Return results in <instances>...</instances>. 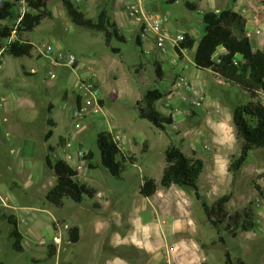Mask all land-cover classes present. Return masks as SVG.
I'll use <instances>...</instances> for the list:
<instances>
[{"label":"rangeland","instance_id":"374dc122","mask_svg":"<svg viewBox=\"0 0 264 264\" xmlns=\"http://www.w3.org/2000/svg\"><path fill=\"white\" fill-rule=\"evenodd\" d=\"M71 1L94 20L97 19L101 9H107L113 21L117 22V18L119 19L122 25L120 33L124 35L127 42L114 38L108 46L103 33L74 25L63 0H49L48 8L52 11L53 18L45 20L33 32L23 35L24 40L31 41L36 46L33 57L18 59L11 55L0 54V154L7 155L5 159L0 158V171L7 174L12 172L10 169L12 166L8 161L16 155L12 153V150L18 151L22 142L36 140V137L49 129L43 124V118L49 115L46 101L43 100L40 103L38 111L28 107L27 110L20 109L16 112V100L1 87V82L11 78L9 86L19 89L23 85L33 86L35 82L50 81V71H53L54 83L64 86L72 95L79 92V81L82 79L93 81L100 89L102 110L97 114L89 115L86 119L75 120L80 123L81 130L75 128L76 122L73 119L72 122L70 120L72 128L78 130L82 136L81 154L74 155L72 161L74 168H71L78 173L77 180L95 189L97 193L94 199L78 203L76 198L66 192L57 199H47L55 210L41 208L28 211L33 213V217L31 216L28 220L22 219L19 229L25 237V242H31L32 246L39 249L36 251L28 248L24 253H16L11 247L13 240L9 238L13 226L5 216L14 214L19 217L20 207L40 205L43 189L39 185L31 187L27 193H24V190L16 191L15 205L5 209L7 211L0 210V259H4V264H103L104 259L120 255L131 264H147L148 256L142 250L144 248H135L128 242L117 243L115 240V237L120 235L127 241L140 230L138 228L141 222L138 218H143L149 219L151 224L153 219L198 221V239L204 244L206 252L215 250L217 257L228 252L235 264H242L237 261L240 258L244 260L243 264H264V195L260 194L255 186L256 183L261 187L264 186V178H260V175L264 174V149L252 151L239 173L236 176L231 174L228 170L230 160L233 156H238L241 151L234 120L229 144L220 149L217 148L208 141L207 134H215L209 121L197 114L198 110L193 109L190 104L183 103L181 93L185 94L184 91L176 93L172 90V86L181 74L206 96L202 106L204 109L213 111L216 107L214 102H217L215 111L219 109L220 112L214 111V114L221 115L225 111L228 116L232 112V117L235 106L247 104L252 100L249 92L219 77L220 75L215 78L214 72L197 69L195 49L189 51L187 59H181L175 67H172L166 56L161 55L155 45L147 41L144 42V47H147L150 54L145 55L142 46L137 42L138 25L130 19L127 11L131 0ZM242 1L248 4L245 14L250 20H264L263 1ZM199 4V11L191 12L184 0L173 4H168L166 0H159L154 13L166 14L170 20L178 22L179 30H185L200 39L206 30L203 14L210 11H224L233 4L231 0H202ZM122 10L128 26L124 25L121 16L118 15ZM27 11L25 2L18 4L13 8V18L0 26L13 27ZM252 40L255 48H263L264 35L261 37L256 35ZM43 44H51L57 52L71 51L78 58L76 69L65 65L52 68L49 61L41 59L37 52ZM112 48H118L121 52L116 54ZM219 52H224L223 48H219L216 59L220 56ZM159 58L165 60V69L164 64L162 65L164 74L161 79L158 78L155 70V62L161 61ZM169 66L170 68L167 69ZM177 69L181 73H178ZM24 70L29 72L35 70L36 74L24 75ZM155 88L160 89L164 94V98L156 102L157 110L164 117L172 115L175 119L173 125L166 126L165 131L140 117L138 102L143 105L146 93ZM115 90L117 94L113 93ZM260 99L264 101V96L260 95ZM51 102L59 109L64 101L60 95L55 94ZM53 131L52 143H56L59 136L64 135L65 128L59 126ZM104 131L114 135L126 156L121 178L115 177L102 164V152L98 147L97 137ZM199 131L207 135L203 139V147L207 152L205 156L207 168L198 180L202 198L211 204L216 198L232 192L233 197L227 206L230 222L242 220L245 211L249 209L256 215L257 227L254 231H239L236 234L225 231L223 233L225 243L220 241L218 231L206 219L202 205L195 198L193 191L184 190L177 185L166 188L161 184L171 168L165 160L168 147L175 145L181 148L184 154L197 157L195 143L196 139L198 140L197 132ZM200 138L202 140L201 136ZM92 150L95 152L92 162L98 167L94 171L89 169V160H87ZM41 158L42 156L37 154L30 160L39 163ZM25 159L21 158V165L12 167L15 172L31 164ZM7 174L6 177L9 176ZM148 179H154L159 185L157 193L151 198L143 196L142 191ZM25 181L26 179H18L20 184H24ZM178 195L180 197L176 200ZM180 201L183 207L180 206ZM161 206L163 209L160 208ZM75 216L83 224L86 223L88 228L83 233L82 242L78 244H72L69 241V228L64 227L65 224L69 227L78 224ZM56 218L58 219L54 223L57 222V228L62 227L57 233L53 227V220ZM133 218L137 219L134 221ZM96 228L100 230L95 232ZM57 235L62 237L59 247L61 262L57 260L56 255L50 258L48 254L50 247L54 245L53 239ZM43 240L49 244L41 245ZM67 254L68 259H66ZM33 258L35 261L32 260ZM129 262L126 261L127 264Z\"/></svg>","mask_w":264,"mask_h":264},{"label":"trees","instance_id":"16d2710c","mask_svg":"<svg viewBox=\"0 0 264 264\" xmlns=\"http://www.w3.org/2000/svg\"><path fill=\"white\" fill-rule=\"evenodd\" d=\"M182 0H167L168 4H173ZM186 7L191 11H199L202 0H184ZM235 5L238 0H231ZM264 2V0H261ZM25 2L28 11L21 16L22 20L13 27L9 25L0 26V51L5 54L17 57H33L36 46L33 42L24 40L23 35L33 32L47 19L53 18L49 7V0H0V24L13 18V8ZM67 13L78 28L100 32L105 35L108 46L112 40L118 39L127 42V39L120 33L119 25L113 21L107 9H101L98 17L94 20L78 9L71 0H63ZM203 23L206 25L205 34L200 39L184 33V40L176 47V51L184 58L181 51H195V64L197 69L202 71H212L228 82L239 85L249 92L252 100L247 104L237 105L233 110V120L236 128L237 139L241 144L240 154L233 156L230 160L228 170L236 176L248 160L252 151L264 149V101L260 99L264 93V47L255 48L252 40L247 36L248 19L235 8L229 7L224 11H210L203 14ZM16 33V38L12 37ZM137 42L142 46L141 39ZM6 43V44H5ZM223 48L224 55L216 59L218 49ZM116 54L121 50L112 48ZM163 62H155V70L158 78H163ZM164 98L163 92L158 89L149 90L143 100V105L138 102L140 117L152 123L159 129L166 130V126L173 125L175 119L172 115L164 117L156 108V102ZM103 104V102H100ZM81 106V98L77 102V107ZM98 147L102 152V164L111 171L115 177L121 178L126 156L121 151L113 134L106 131L99 133L97 137ZM95 154L89 152L87 157L89 169L94 171L98 167L92 161ZM121 157V159H119ZM166 162L171 166L168 175L163 178V187L170 188L173 185L180 186L184 190L193 191L195 198L201 203L205 212V217L209 223L216 228L221 242L225 243L223 233L236 234L239 231L251 232L257 227L255 213L249 209L245 211L243 219L237 222L229 221L227 206L233 197V193H227L208 204L203 198L198 187V180L202 176L205 163L195 156L191 157L183 153L182 149L175 145H170L166 151ZM132 162V160H131ZM47 164L56 170L58 185L50 192L48 199L54 200L69 192L78 203L95 198L97 191L88 187L87 184L76 179L77 172L64 160H56L52 163L50 158ZM264 178V174L260 175ZM257 191L264 195V186L255 184ZM159 185L154 179H148L142 188L143 196L151 198L157 193ZM5 218L13 226L9 238L13 240L12 249L16 253L24 252L23 234L19 230V222L14 214L6 215ZM57 222L54 227L57 229ZM226 228L224 229V226ZM69 241L78 244L81 240L80 227L78 225L69 227ZM57 250L52 245L49 249V257L53 258ZM229 257V255H227ZM241 263V261H240ZM243 264V263H242Z\"/></svg>","mask_w":264,"mask_h":264},{"label":"crops","instance_id":"0c3cea01","mask_svg":"<svg viewBox=\"0 0 264 264\" xmlns=\"http://www.w3.org/2000/svg\"><path fill=\"white\" fill-rule=\"evenodd\" d=\"M232 6L235 8V10L239 11L243 16L248 19V32L257 31L259 29L261 30V35H264V20H250L245 14V10L248 7V4L245 1L238 0V2ZM150 9L151 12H154L157 9V2L152 3ZM118 15L121 16V20L123 21L124 25L128 26L124 20L123 10L119 12ZM117 22L120 29L122 25L118 18ZM168 27L170 28L169 30H171L175 34L185 33L194 36L193 34L186 32L185 30H179L177 21L170 20ZM261 35L258 36L261 37ZM0 52V54H5L4 51ZM224 54L225 51L219 52V55L221 56ZM40 58L44 59L42 57ZM50 62L51 61H49V64L52 68L55 69L59 67H55ZM162 62L164 64L163 67L165 69V62ZM169 68L170 66L167 67V69ZM176 71H178V73H181L178 69ZM208 71L210 73L212 72L210 70ZM23 74L33 75L36 74V71L32 70L29 72L24 70ZM213 75L215 78H218L219 76L217 74ZM10 80L11 78H6L5 80H3L1 82V87L5 89L9 95L11 94V97H13L14 100H16V112H18L20 109L27 110L28 107L34 108L35 111H38L40 103L43 100L46 101L49 111V115L43 118V124L46 125L49 129H46L41 136L36 137V140L33 139L22 142V145L20 146L18 151L15 152L14 149L12 150V153H15L16 155L12 156V158H9L8 160L11 166L15 168L17 165L22 164V162H20L21 158H26L29 162H31V164H28L27 168L22 169L21 171L18 170L17 172H15L13 170L14 168H12L11 166L10 169L12 172L8 174L6 172L0 171V210L7 211L5 209L12 207L13 204L15 205L16 200L14 198V193L16 191L24 190L23 192L27 193V191L31 187H36L39 185L42 186L43 191L41 194L40 205L34 207L28 205L20 207L19 210L21 212H19V217H17L20 227V221L22 219L28 220L31 216L33 217V213L28 211H35L41 208H51L55 210L51 206L50 200L47 199L49 193L53 192V190L58 185V176L56 174V170L47 164V159L50 158L52 163L56 160H64L70 165V167L74 168V166L72 165V161L74 155L81 154L80 143L82 136L79 134L78 130L72 128L71 124L72 118L74 117L75 110L77 107L76 100H78L79 98V96L77 97L78 93L72 95L64 86L57 83L55 84V74L53 71H50V81L46 80L45 82H35L33 86L23 85L19 89L9 86V83H11ZM55 94L60 95L64 101L59 109H57L53 102H51V100L53 99V95ZM214 103H216L215 106L217 107L218 103ZM216 107H214L213 111H208L204 109V107H200L199 109H197V114H200L202 118L209 121L208 123L210 127H212V129L214 130L215 134H207L209 135L208 141H211L214 146L220 149L221 147H225L229 144V141L231 139L230 131L233 128V117L232 112L228 116L225 111H223L221 115L214 114ZM224 114H226V116ZM59 126L65 128V133L64 135L59 136V139L56 143H52V138L54 136L53 129H56ZM200 131L197 132L198 140L196 139L195 152H197V157H200V159H202V161L205 163L206 170L207 165L205 161V156L207 152L203 147V139L207 135H204L206 133H201ZM200 136L202 137V140ZM92 152L95 153L93 150ZM37 154H40L42 156L41 162L39 163L30 160ZM6 157V153L0 154V158L5 159ZM6 174L9 176L6 177ZM216 177H218L217 173ZM18 179H26V181L24 184H20L18 182ZM4 183H6V185ZM179 197L180 195L176 197V200H178ZM182 205L183 204L180 201V206ZM160 208L163 209V206H161ZM184 209L186 208L184 207ZM74 218H76V216ZM57 219L58 218L53 220V227L54 221ZM133 219L135 221L137 218ZM77 220L78 224L75 225H78L80 227V242H82L83 233L84 231L88 230V228L86 223L83 224L79 219ZM138 220L139 222H141L139 224L140 228H138L140 229L139 231H136V233L129 237L127 241H125V238L120 235H117V237H115V240L117 243L128 242L132 247L135 248H144L142 250L145 251L148 256V261L146 262L147 264H235L234 259L228 252H226L222 256L220 255L217 257L215 250L207 252L205 251L203 246L204 244L198 239V221L153 219V224H151L149 219L138 218ZM139 222H137V224ZM55 229L56 228L54 227V231ZM99 230L100 228H96L95 232H98ZM55 232L57 233V231ZM23 245L24 252L28 248L34 249L36 251L39 249L35 246H32L31 242H25V239H23ZM59 247L60 246H55V249L57 250L55 257L61 262V250ZM227 255H229V257ZM66 259H68V254L66 256ZM32 260L35 261V258H33ZM126 261L129 262L127 259L118 255L112 258L104 259L103 264H127ZM237 261L245 263L244 260L241 258ZM0 264H4L3 258L0 259ZM129 264L131 263L129 262Z\"/></svg>","mask_w":264,"mask_h":264},{"label":"built area","instance_id":"2783aa9c","mask_svg":"<svg viewBox=\"0 0 264 264\" xmlns=\"http://www.w3.org/2000/svg\"><path fill=\"white\" fill-rule=\"evenodd\" d=\"M158 1L159 0H131L127 11L130 19L138 25L139 34L137 38L139 37L141 39L143 53L147 56L150 54L147 47H144V42L147 41V43L155 45L161 55L166 56L172 67H175L181 61V55L177 53L176 47L184 40V34H175L169 30L168 24L170 18H168L166 14L151 12V4ZM245 11L247 12V10ZM21 20L22 18L20 17L19 22ZM260 34L261 30L259 29L253 32L247 31V36L250 39ZM15 38L16 33H14L12 40ZM37 52L40 57L51 61L50 63L55 67L65 65L76 69L78 58L71 51L60 50L57 52L55 47L51 44H43L42 47L38 48ZM181 53L184 58L187 59L189 51L183 49ZM159 60L165 61L164 58H159ZM78 89V96L81 98V106L80 108L76 107L74 118H72L74 121L77 119H86L89 115L97 114L102 110L100 89L93 81L86 79L80 80ZM172 90L176 93H181V90H183L185 93H181L183 103L190 104L195 110L202 107L203 103H205L206 96L202 94L198 88L193 86L188 78L181 74L176 80V83L172 86ZM113 93L117 94V91L115 90ZM261 95L264 96V93H261ZM215 112H220V110L216 109ZM75 122V128L81 130L82 127L80 123L77 121ZM64 227L69 228V225L65 224ZM57 229H55V231H61L62 227ZM52 243L56 246H60L62 243L61 235L55 236ZM48 244L49 243L45 240L41 241V245Z\"/></svg>","mask_w":264,"mask_h":264}]
</instances>
